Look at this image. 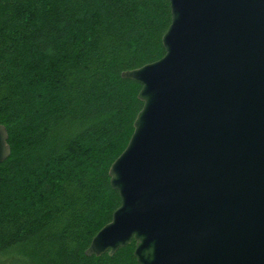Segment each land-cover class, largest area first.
Masks as SVG:
<instances>
[{"label": "water", "instance_id": "95a60500", "mask_svg": "<svg viewBox=\"0 0 264 264\" xmlns=\"http://www.w3.org/2000/svg\"><path fill=\"white\" fill-rule=\"evenodd\" d=\"M169 4L163 56L121 73L142 107L84 253L134 240L138 264H264V0ZM7 138L0 124V163Z\"/></svg>", "mask_w": 264, "mask_h": 264}, {"label": "trees", "instance_id": "16d2710c", "mask_svg": "<svg viewBox=\"0 0 264 264\" xmlns=\"http://www.w3.org/2000/svg\"><path fill=\"white\" fill-rule=\"evenodd\" d=\"M170 20L169 0H0V264H138L134 240L84 251L142 107L121 73L163 56Z\"/></svg>", "mask_w": 264, "mask_h": 264}]
</instances>
